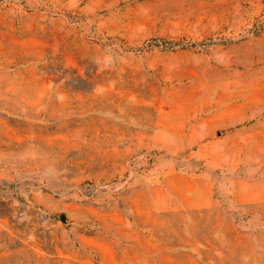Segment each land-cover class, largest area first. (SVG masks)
Instances as JSON below:
<instances>
[{
    "label": "rangeland",
    "instance_id": "1",
    "mask_svg": "<svg viewBox=\"0 0 264 264\" xmlns=\"http://www.w3.org/2000/svg\"><path fill=\"white\" fill-rule=\"evenodd\" d=\"M0 264H264V0H0Z\"/></svg>",
    "mask_w": 264,
    "mask_h": 264
},
{
    "label": "water",
    "instance_id": "2",
    "mask_svg": "<svg viewBox=\"0 0 264 264\" xmlns=\"http://www.w3.org/2000/svg\"><path fill=\"white\" fill-rule=\"evenodd\" d=\"M62 221H64V219L62 218Z\"/></svg>",
    "mask_w": 264,
    "mask_h": 264
}]
</instances>
